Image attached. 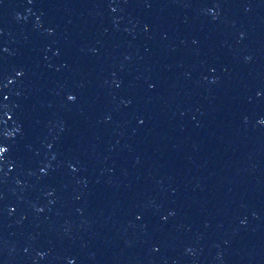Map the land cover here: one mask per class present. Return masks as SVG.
Returning a JSON list of instances; mask_svg holds the SVG:
<instances>
[{
	"label": "water",
	"instance_id": "95a60500",
	"mask_svg": "<svg viewBox=\"0 0 264 264\" xmlns=\"http://www.w3.org/2000/svg\"><path fill=\"white\" fill-rule=\"evenodd\" d=\"M0 264H264V0H0Z\"/></svg>",
	"mask_w": 264,
	"mask_h": 264
}]
</instances>
